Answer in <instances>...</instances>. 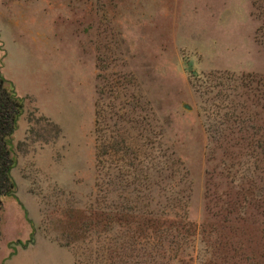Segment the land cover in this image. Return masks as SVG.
I'll list each match as a JSON object with an SVG mask.
<instances>
[{
    "label": "rangeland",
    "instance_id": "rangeland-1",
    "mask_svg": "<svg viewBox=\"0 0 264 264\" xmlns=\"http://www.w3.org/2000/svg\"><path fill=\"white\" fill-rule=\"evenodd\" d=\"M0 68V264H264V0H0Z\"/></svg>",
    "mask_w": 264,
    "mask_h": 264
},
{
    "label": "trees",
    "instance_id": "trees-1",
    "mask_svg": "<svg viewBox=\"0 0 264 264\" xmlns=\"http://www.w3.org/2000/svg\"><path fill=\"white\" fill-rule=\"evenodd\" d=\"M259 92L264 97L263 86L259 88ZM24 107V98L17 94L13 82L3 75L0 68V208L5 198L17 199V184L11 174L16 164L13 135L18 127V120L24 113ZM259 146L261 147L260 144ZM122 219L123 217L118 219L116 226L121 227Z\"/></svg>",
    "mask_w": 264,
    "mask_h": 264
}]
</instances>
